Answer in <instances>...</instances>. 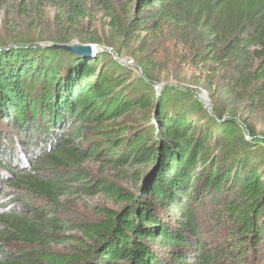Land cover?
Here are the masks:
<instances>
[{
  "label": "trees",
  "instance_id": "trees-1",
  "mask_svg": "<svg viewBox=\"0 0 264 264\" xmlns=\"http://www.w3.org/2000/svg\"><path fill=\"white\" fill-rule=\"evenodd\" d=\"M43 1L0 5L27 15ZM118 1L115 39L164 29L225 99L209 110L191 90L157 92L145 55L129 77L105 51L0 44L20 45L0 50V264H264V133L238 108L264 111V0ZM50 2L64 30L87 15L85 0ZM68 196L112 205L73 220Z\"/></svg>",
  "mask_w": 264,
  "mask_h": 264
},
{
  "label": "rangeland",
  "instance_id": "rangeland-1",
  "mask_svg": "<svg viewBox=\"0 0 264 264\" xmlns=\"http://www.w3.org/2000/svg\"><path fill=\"white\" fill-rule=\"evenodd\" d=\"M103 1L109 6V10L104 8ZM85 2L87 3V15L71 30H64L62 22L58 18L56 19L57 11L50 0H44L27 15L18 11V7H12L10 4L9 7L0 5V44L8 43L10 39L16 36L29 39L37 36L47 37L39 42L65 36L69 37L70 41L75 40L82 44L89 43L87 39H93L97 43L90 44L103 48L102 51L123 64L129 77H136L141 74L136 56L145 55L149 61L152 77L158 82L155 86L157 92L165 83L191 90L207 109L211 108L213 104L211 95L217 102L225 99L224 92L220 87L226 82L219 76L214 77V81H210L212 75H207L204 69L193 66L189 59L191 53L184 48L179 39L169 37L164 29L152 38H145L143 41L136 34H132L125 40L115 39L113 37L115 36L114 31L110 29L108 21L111 12L121 15L119 1L85 0ZM9 3L15 4L12 1ZM121 19L123 26L127 23L126 16L122 15ZM31 20L33 21L31 22ZM80 39H82L81 42ZM238 106L239 112L256 126L258 132L264 133V111H254L252 107L247 105L245 99L240 100ZM93 172L105 177L113 175L111 170H101L95 166H93ZM120 183L124 186H130L125 178H122ZM62 202L65 207L64 212H62L63 216L73 220L92 218L93 204L112 205L107 198L102 196L92 198L68 196ZM207 211L209 210L206 205L200 213L202 228L207 231V233L205 232L207 237H212L216 241L219 235L215 233V235H209L208 233L209 229L211 230V225H208L209 220L205 219Z\"/></svg>",
  "mask_w": 264,
  "mask_h": 264
},
{
  "label": "water",
  "instance_id": "water-1",
  "mask_svg": "<svg viewBox=\"0 0 264 264\" xmlns=\"http://www.w3.org/2000/svg\"><path fill=\"white\" fill-rule=\"evenodd\" d=\"M18 43H12L4 46H0V50H5L11 47H19ZM32 47L41 48V49H62L77 55L81 56H90L91 54L102 51L103 48L95 46L93 44L87 43L82 44L75 40L66 41V42H58V41H45V42H36L31 45ZM209 109H211L209 107Z\"/></svg>",
  "mask_w": 264,
  "mask_h": 264
}]
</instances>
